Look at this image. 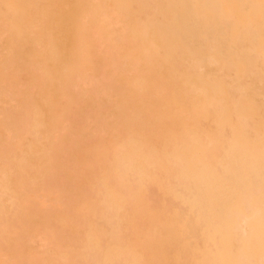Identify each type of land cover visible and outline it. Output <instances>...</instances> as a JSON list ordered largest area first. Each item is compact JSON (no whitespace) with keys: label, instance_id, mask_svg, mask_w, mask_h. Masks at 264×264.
<instances>
[{"label":"bare ground","instance_id":"6f19581e","mask_svg":"<svg viewBox=\"0 0 264 264\" xmlns=\"http://www.w3.org/2000/svg\"><path fill=\"white\" fill-rule=\"evenodd\" d=\"M0 264H264V0H0Z\"/></svg>","mask_w":264,"mask_h":264},{"label":"crops","instance_id":"0c3cea01","mask_svg":"<svg viewBox=\"0 0 264 264\" xmlns=\"http://www.w3.org/2000/svg\"><path fill=\"white\" fill-rule=\"evenodd\" d=\"M172 186V184L170 183V181L166 184V187H170ZM139 188H142V187H139ZM163 188V184L162 183H159V182H152L150 184V187L148 188V190H151L153 193H156V194H161V191ZM143 189L139 190L138 192H141ZM172 196H168V199L171 200V201H174L175 203H177V200L174 198V197H177V198H182V196H176V195H173V194H170ZM150 197H152L151 195H149ZM174 196V197H173ZM167 199L165 198H162V201L165 203L167 202L166 201ZM161 210L162 212L164 213V215H169L170 217H174V216H177L178 213L177 211H175V208L174 207H168V208H163L161 207ZM139 216H142L144 214L142 213H139L138 214ZM162 223V222H161Z\"/></svg>","mask_w":264,"mask_h":264},{"label":"rangeland","instance_id":"374dc122","mask_svg":"<svg viewBox=\"0 0 264 264\" xmlns=\"http://www.w3.org/2000/svg\"><path fill=\"white\" fill-rule=\"evenodd\" d=\"M167 74H169V73H167ZM175 87V86H174ZM179 89H180V91L181 92H185V94L183 95H181V97H179L178 98V102H181V100H182V102H195V100L194 99H188V94H187V90L188 89H185V88H181V87H178ZM66 110H69V109H66ZM64 121V120H63ZM155 143H157V142H155ZM158 144V143H157ZM158 149L160 150L161 149V146L158 144ZM170 183L173 185V182H171L170 181ZM54 196V197H53ZM50 197H53V198H50ZM59 198H61V194H58V196L57 195H51V196H49L48 197V199H49V203L51 204L52 203V205L54 204V206H55V209L56 210H61L63 207H64V205L62 204V202H61V199H59ZM50 200H52V201H50ZM58 203H57V202ZM54 202V203H53ZM57 203V204H56ZM86 204V201L85 202H83V204ZM59 204L60 205H62V206H60V209H58L59 208ZM41 206H45V205H41ZM54 208V207H53ZM110 212V211H109ZM111 213V212H110ZM111 214H113V213H111ZM171 218H175L176 219V217L174 216V217H171ZM64 223V222H63ZM171 223V222H170ZM172 224V223H171ZM25 226V224L22 226V227H24ZM39 244H41V243H39ZM111 244H117L116 242H111L109 245H111ZM53 248V247H52ZM52 248H50V249H52ZM142 249L140 246H138L137 247V249ZM48 252H50V250H48Z\"/></svg>","mask_w":264,"mask_h":264}]
</instances>
